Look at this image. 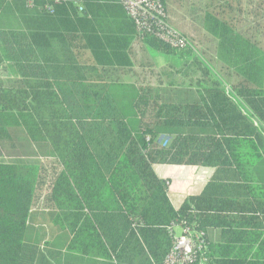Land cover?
<instances>
[{"label":"trees","instance_id":"1","mask_svg":"<svg viewBox=\"0 0 264 264\" xmlns=\"http://www.w3.org/2000/svg\"><path fill=\"white\" fill-rule=\"evenodd\" d=\"M28 7L37 21L0 27L10 73L0 79V264H163L174 223L206 234L191 264H264V48L206 7L199 24L235 82L149 37L146 46L200 76L138 87L113 79L131 66L124 52L136 37L119 0H65L53 14ZM113 8L124 19L117 54L109 26L88 19ZM0 12L13 8L0 0ZM82 43L95 65L80 61ZM155 165L215 171L176 209ZM39 216L48 225L37 227ZM49 225L59 242L47 240Z\"/></svg>","mask_w":264,"mask_h":264},{"label":"crops","instance_id":"2","mask_svg":"<svg viewBox=\"0 0 264 264\" xmlns=\"http://www.w3.org/2000/svg\"><path fill=\"white\" fill-rule=\"evenodd\" d=\"M8 4H11L13 8V12L9 15L1 14L0 12V27L1 28H9L11 26L14 27H24L27 19L31 22L37 21L41 16V13L38 8H29L25 0H6ZM168 0H166V9L168 14V19L170 24L179 32L194 38L192 34H190L188 28L185 27H178V20L174 16V14L170 13V7L168 4ZM120 4V0H119ZM115 5V4H113ZM121 5V4H120ZM205 8L207 7L208 11L213 13H219L220 11L224 13V16L227 21L235 24L237 30L242 33L243 35L252 38L255 42H258L261 47L264 48V0H206ZM122 6V5H121ZM172 8V6H171ZM175 8V7H174ZM173 9V8H172ZM177 16V14H176ZM91 21H99L103 23V25L109 26L110 30L107 33L111 38L109 44L110 46H106L107 50L111 48L112 50L115 49L113 46L112 39L116 41L119 37H121L122 31L121 29L118 30V26H124L120 24L124 23V19H121V12L115 8L110 9L109 11H95L94 18H88ZM88 25V24H86ZM79 27V35L83 34L82 28L84 27L83 24L80 23ZM192 31V30H191ZM203 34L206 36V40L209 41L212 45L210 51L212 50L211 61L217 65L220 70H223L219 61L217 60L216 49H215V39L208 33L203 31ZM124 46V44H122ZM117 46L115 49V53L119 52ZM138 47V48H137ZM140 48L144 51V53L149 54V48L138 40L137 35L135 40L132 42L129 49L125 50V55L128 54V60L131 66H128L124 69H120L114 75L113 79H118L120 81H127L128 83L135 84L131 79L130 75H135L136 67V55L140 52ZM82 58L80 61L82 63H87L91 65H95L96 63L93 61V55L89 49L84 48V43L79 44V50ZM121 54L123 53L122 50ZM111 56L112 54L108 52ZM143 53V52H142ZM174 57V56H173ZM125 60L123 61L125 63ZM127 62V63H129ZM148 66L151 67V71L154 75H159L158 84L161 82H168L170 75H173L174 81L178 84L184 82V78L177 73L175 70L171 68V65H164V64H157L153 60H148ZM4 73L6 76L0 79H7L10 77L9 73V65L8 63H4ZM117 69V68H114ZM117 71V70H116ZM114 71H111L113 73ZM166 72V73H165ZM225 74H229L228 71H224ZM165 73V74H164ZM231 73V72H230ZM123 81V82H124ZM235 79H233V82ZM136 85V84H135ZM138 86V85H136ZM140 87V86H138ZM154 170L158 177L162 179H170V188H169V198L176 209H179L185 199L191 195H199L204 190L207 182L214 174L213 168H205V167H198V166H186V165H155ZM37 213V212H36ZM48 225L47 222L40 216L38 217V226ZM48 227V237L47 240H51L53 242H59V236L55 231H53V226H45Z\"/></svg>","mask_w":264,"mask_h":264},{"label":"built area","instance_id":"3","mask_svg":"<svg viewBox=\"0 0 264 264\" xmlns=\"http://www.w3.org/2000/svg\"><path fill=\"white\" fill-rule=\"evenodd\" d=\"M65 0H26L28 6L44 3L49 14L54 13V7ZM129 19L134 23L139 41L153 37L175 51L194 50L190 37L176 30L169 22L163 0H120ZM4 65L0 66V78L6 76ZM256 126L259 124L256 122ZM169 146L171 139L162 137L160 141ZM173 242L170 253L163 264H191L206 248V234L203 230L195 229L186 223H174L169 228ZM110 264H118L113 260Z\"/></svg>","mask_w":264,"mask_h":264},{"label":"rangeland","instance_id":"4","mask_svg":"<svg viewBox=\"0 0 264 264\" xmlns=\"http://www.w3.org/2000/svg\"><path fill=\"white\" fill-rule=\"evenodd\" d=\"M168 2L170 13L174 14L179 22L178 27L188 28L187 30H189L190 34L194 36V38L188 36L192 39L194 44V50H192V55L190 57L192 59L197 58L199 61H201L204 67L209 68L213 76L218 75L225 83L232 84L233 80L231 77L229 78L228 75L223 72V70H220L217 65L211 61L212 50L210 51V49L212 45L206 40V36L203 34L201 24H199L204 16L206 0H168ZM136 56L137 57L135 61L137 70H135V75H130V77L136 85L144 87L159 86V79L157 78H159L160 74H158L157 77L154 75V73L151 71V67H149L147 64L148 60H153L157 64L173 65L180 69L184 68V66L188 64H185L186 61L181 60L176 56L173 57L162 55L152 48H149V54L144 53V51L140 48V52ZM195 70L196 69H194L191 73L188 68H184L183 71L189 72L188 76H190L189 78H184L185 83H189L190 81L195 82L198 80L200 74L198 73V70ZM123 81L121 82L123 83ZM124 83L131 84L127 81H124ZM164 142L165 140H163V143Z\"/></svg>","mask_w":264,"mask_h":264}]
</instances>
